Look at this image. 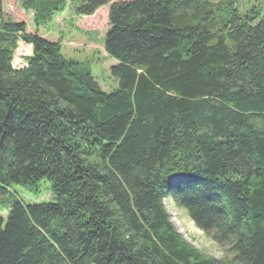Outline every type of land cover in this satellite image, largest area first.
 Returning <instances> with one entry per match:
<instances>
[{"label": "trees", "instance_id": "16d2710c", "mask_svg": "<svg viewBox=\"0 0 264 264\" xmlns=\"http://www.w3.org/2000/svg\"><path fill=\"white\" fill-rule=\"evenodd\" d=\"M77 1L107 8L110 93L0 0V197L51 192L0 200V264H264V5ZM20 41L32 55L14 70ZM167 198L229 259L186 244Z\"/></svg>", "mask_w": 264, "mask_h": 264}, {"label": "rangeland", "instance_id": "374dc122", "mask_svg": "<svg viewBox=\"0 0 264 264\" xmlns=\"http://www.w3.org/2000/svg\"><path fill=\"white\" fill-rule=\"evenodd\" d=\"M3 14L7 19L22 23L25 35L37 32L42 38L59 46L60 54L65 59L85 65L92 78L105 93L117 89L116 81L110 75V67L115 63L106 57L103 52V39L108 27L107 8L103 7L93 16H79L74 10L76 0H46V4H52L51 10L43 9V0H29V9L20 7L19 0H1ZM81 1V0H79ZM125 1V0H114ZM211 3L232 1L235 11L240 15H250L255 11H262L264 0H209ZM40 4H39V3ZM58 4V5H57ZM45 7V6H44ZM46 13V14H45ZM261 14V13H260ZM1 16L0 23L3 21ZM29 45L21 41L14 52L13 63L25 64L32 51ZM25 204L49 202L51 199L50 184L42 181L35 192L27 191L18 186H12L8 192L0 197L2 203L6 198L13 197ZM0 204V217L5 221L7 211ZM163 207L169 219V223L183 241L198 251L201 255L216 260L229 259L227 251L217 245L211 236H206L197 229L188 214L177 207L171 198L163 201Z\"/></svg>", "mask_w": 264, "mask_h": 264}, {"label": "crops", "instance_id": "0c3cea01", "mask_svg": "<svg viewBox=\"0 0 264 264\" xmlns=\"http://www.w3.org/2000/svg\"><path fill=\"white\" fill-rule=\"evenodd\" d=\"M42 37V36H41ZM29 49H31L30 47H28ZM31 54V53H30ZM30 56V55H29Z\"/></svg>", "mask_w": 264, "mask_h": 264}]
</instances>
